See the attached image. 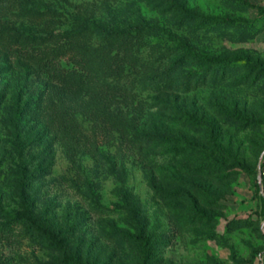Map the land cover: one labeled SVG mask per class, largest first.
Here are the masks:
<instances>
[{"label":"rangeland","instance_id":"rangeland-1","mask_svg":"<svg viewBox=\"0 0 264 264\" xmlns=\"http://www.w3.org/2000/svg\"><path fill=\"white\" fill-rule=\"evenodd\" d=\"M263 154L264 0H0V264H264Z\"/></svg>","mask_w":264,"mask_h":264},{"label":"trees","instance_id":"trees-1","mask_svg":"<svg viewBox=\"0 0 264 264\" xmlns=\"http://www.w3.org/2000/svg\"><path fill=\"white\" fill-rule=\"evenodd\" d=\"M139 31H127V30H116L113 32H109V36L112 37L113 35V40L116 42L117 47L115 51L114 57L117 59L118 62L121 61V53L122 50L124 49L128 51L131 50V41L134 39V37L138 36ZM27 35L29 38L36 42H40L44 40L45 38H48V35H40L37 30H29L27 32ZM58 35H49V37H57ZM106 49L104 48L103 53L106 52ZM98 52L97 50H89L86 53H83V55L90 56L92 53ZM82 54V53H81ZM113 54V53H112ZM111 56V55H110ZM101 57L104 59L107 57V55H101ZM212 60L206 59L204 60V63L206 62H211ZM41 66L44 68L45 72L49 74V76L53 77L54 79L57 80L59 84L62 86H69L71 87L70 89L72 90H77L80 87H89L90 89L96 90L98 86L100 85V76L98 72L94 70V68L88 67V65H82L80 63H76L75 67L70 68L63 66L59 60L56 59L54 53L46 54V56L42 57L39 60ZM228 64H231L232 61H227ZM181 63L176 61V62H171L168 63L167 65L162 66L156 73H154L151 78L154 81V83H160L162 81H168L170 80L180 69ZM202 67H200L201 69ZM121 70V66L117 65L116 68H112L111 65L107 66L105 69L106 75H115L119 74ZM122 71V70H121ZM198 70L196 71H189L185 73L184 78L186 82H189V80L195 78L198 76ZM185 143H189V141L185 138L181 139ZM259 173V170H258ZM23 186L24 184L21 183ZM263 185H264V179H263ZM24 205V210L22 213V218H25L27 220H31L30 217V207L29 203L26 199H24L23 202ZM48 233V232H47ZM51 235V233H48ZM141 238L144 239L143 236ZM147 240V239H146Z\"/></svg>","mask_w":264,"mask_h":264},{"label":"built area","instance_id":"built-area-1","mask_svg":"<svg viewBox=\"0 0 264 264\" xmlns=\"http://www.w3.org/2000/svg\"><path fill=\"white\" fill-rule=\"evenodd\" d=\"M258 177L262 178V183H263V179H264V156L261 158V161H260Z\"/></svg>","mask_w":264,"mask_h":264},{"label":"water","instance_id":"water-1","mask_svg":"<svg viewBox=\"0 0 264 264\" xmlns=\"http://www.w3.org/2000/svg\"><path fill=\"white\" fill-rule=\"evenodd\" d=\"M263 156H264V154H263ZM263 156H262V157H263ZM259 181H260V183L262 184V178H261V177H259Z\"/></svg>","mask_w":264,"mask_h":264}]
</instances>
